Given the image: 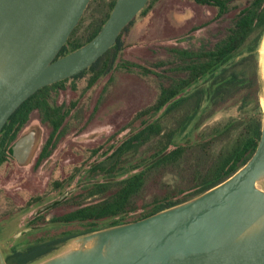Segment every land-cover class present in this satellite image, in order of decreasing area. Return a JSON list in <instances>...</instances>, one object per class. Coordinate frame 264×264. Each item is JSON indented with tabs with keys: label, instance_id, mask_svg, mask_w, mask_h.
<instances>
[{
	"label": "trees",
	"instance_id": "trees-1",
	"mask_svg": "<svg viewBox=\"0 0 264 264\" xmlns=\"http://www.w3.org/2000/svg\"><path fill=\"white\" fill-rule=\"evenodd\" d=\"M97 1L91 0L90 4ZM157 1L149 0L121 31L117 43L91 67L72 78L40 89L26 100L3 128L0 135L2 144L8 142L10 135H13V139L28 122L32 112L37 110L41 113L42 122L52 128L46 148L49 147L69 115L68 110L49 104L47 91L50 88L62 86L70 79H80L88 72L94 73L90 83L93 84L108 76L116 64L128 71L134 67L145 75L152 74L140 65L121 61L120 57L126 47L125 35L135 25L137 18L146 16ZM191 1L216 8L218 17L228 12L227 2L223 0ZM116 2L111 0L103 17L91 25L85 43L73 40L76 28L56 58L75 52L92 41L108 20ZM263 37L264 0H254L235 16L225 37L213 47L170 49V55L176 61V67L170 71L176 75L171 79V85L163 87L156 102L135 116L134 121L141 120V128L121 142L109 157L91 165L89 169L92 177H102L103 180L85 185L82 198L100 199L80 204L67 217L55 220L84 225L83 230L72 232L65 239L66 242L102 229L138 221L188 202L223 183L247 164L260 142L263 115L258 100L257 71L249 73L246 67L247 63H253L257 68L258 49ZM235 99L241 102V110L244 111L242 117L201 130L217 110ZM222 141H227L226 145L211 156L207 169L195 175L193 188L184 193L176 191L175 194L155 198L147 212L130 219L137 212L133 199L142 190L149 171L177 165L191 149L209 150ZM58 246L42 239L24 250L12 249L6 261L8 264H32L51 254Z\"/></svg>",
	"mask_w": 264,
	"mask_h": 264
},
{
	"label": "water",
	"instance_id": "water-1",
	"mask_svg": "<svg viewBox=\"0 0 264 264\" xmlns=\"http://www.w3.org/2000/svg\"><path fill=\"white\" fill-rule=\"evenodd\" d=\"M90 2L0 0V135L36 92L82 73L102 58L149 0H117L92 41L57 59ZM33 144L34 133L15 143L13 151L21 164L23 150ZM261 183L264 114L254 155L232 177L147 218L72 239L74 249L40 264H264V191L257 188ZM0 264H8L1 248Z\"/></svg>",
	"mask_w": 264,
	"mask_h": 264
},
{
	"label": "rangeland",
	"instance_id": "rangeland-1",
	"mask_svg": "<svg viewBox=\"0 0 264 264\" xmlns=\"http://www.w3.org/2000/svg\"><path fill=\"white\" fill-rule=\"evenodd\" d=\"M110 1L99 0L88 6L73 40L86 42L91 25L103 17ZM223 1L227 2L228 12L221 17H218L216 8L191 0H159L151 6L146 16L137 18L135 25L124 37L126 47L120 59L131 65H140L152 74L145 75L134 67H130L131 71H128L116 64L108 76L93 84L90 83L94 73L88 72L80 79H70L62 86L47 91L49 104L64 111L68 110L69 115L52 156L41 166V189L43 192L46 183L70 176L71 188L78 189L73 193L71 209H51L44 213L43 220L36 226L35 234L29 238L13 239V234L25 226L28 218L24 215L26 213L12 214L15 221L0 237V248L5 258L10 256L12 249L24 250L26 243L36 239L48 240L63 232L72 233L84 229L83 224L61 225L51 222V219L77 209L80 204L100 199H83L82 202L85 194L83 187L89 182L103 180L102 177H92L89 169L91 165L109 157L121 142L141 128V120L134 121L135 116L156 102L163 87L171 85V79L176 75L170 71L176 67V61L172 59L170 49L196 50L213 47L225 37L235 16L254 0ZM246 71H257L258 100L263 115L264 82L259 55L257 68L255 64L247 63ZM243 114L240 100H232L217 110L201 130L223 125L232 118L242 117ZM28 128L36 131L38 135L39 151L44 147L51 129L41 122L36 111L30 115ZM226 143L227 141H222L214 144L209 150L191 149L177 165L149 171L142 190L133 199L137 212L130 219L147 212L155 198H161L168 193L175 194L176 191L184 193L193 188L195 175L207 169L211 156L219 152ZM261 186L264 189V183ZM75 247L76 241L71 240L32 264H40Z\"/></svg>",
	"mask_w": 264,
	"mask_h": 264
},
{
	"label": "flooded vegetation",
	"instance_id": "flooded-vegetation-1",
	"mask_svg": "<svg viewBox=\"0 0 264 264\" xmlns=\"http://www.w3.org/2000/svg\"><path fill=\"white\" fill-rule=\"evenodd\" d=\"M36 112L40 115L42 122L41 113L37 110ZM28 126L29 120L13 139V135L8 137V142L5 145L0 141V237L4 232L9 230L11 223L15 221V219L11 217L12 214L26 213L24 215L28 218L25 221V226L17 233L13 234L14 240L19 239L18 237L29 238L35 234L36 226H39L41 220H43V214L47 211L51 209H71L73 193L78 189L74 187L76 190L65 196L66 193L74 189L71 188L72 178L70 176L63 179H56L52 183H46L45 188L43 187L44 191L42 192L40 181L41 166L52 156L57 142L62 136L61 131L63 126L60 128L57 135L54 136L49 147L46 148L52 135V128L47 125L51 129V132L44 147L39 149V151H37L38 135L36 131H32ZM30 133H34V144L30 150H23L22 153L24 155H22L24 157H21V160L24 161V164H21L14 154L13 147L21 137ZM49 191H51V193H49ZM83 201L82 198V202ZM49 204L52 205L46 208L45 211L37 214L38 210ZM71 213L72 211L64 215L52 217L51 222L61 225L73 224L70 222H55V220L67 217ZM68 236H71L70 231L63 232L59 236L49 238L46 241H50L54 245L62 246L67 243L65 239ZM40 241L41 238L33 242H28L25 245L26 247L36 245L40 243Z\"/></svg>",
	"mask_w": 264,
	"mask_h": 264
},
{
	"label": "bare ground",
	"instance_id": "bare-ground-1",
	"mask_svg": "<svg viewBox=\"0 0 264 264\" xmlns=\"http://www.w3.org/2000/svg\"><path fill=\"white\" fill-rule=\"evenodd\" d=\"M258 54H259V65H260V69H261V77H262V80L264 82V37H263L261 44L259 46ZM257 188L264 191L261 184H258Z\"/></svg>",
	"mask_w": 264,
	"mask_h": 264
}]
</instances>
